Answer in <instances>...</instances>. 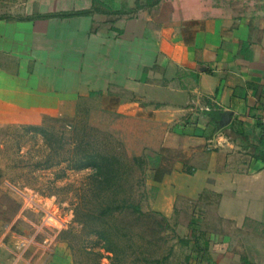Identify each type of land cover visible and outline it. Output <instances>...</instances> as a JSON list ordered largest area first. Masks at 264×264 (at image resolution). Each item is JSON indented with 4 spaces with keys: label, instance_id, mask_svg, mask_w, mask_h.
Here are the masks:
<instances>
[{
    "label": "crops",
    "instance_id": "crops-1",
    "mask_svg": "<svg viewBox=\"0 0 264 264\" xmlns=\"http://www.w3.org/2000/svg\"><path fill=\"white\" fill-rule=\"evenodd\" d=\"M213 3L194 2L208 10L160 26L153 12L109 14L94 0H0V126L72 118L102 96L127 153L153 159L150 209L171 220L182 201L218 218L221 229L188 242L185 264H264V0L258 10L247 0ZM15 231L0 221V264H42L55 253Z\"/></svg>",
    "mask_w": 264,
    "mask_h": 264
},
{
    "label": "rangeland",
    "instance_id": "rangeland-1",
    "mask_svg": "<svg viewBox=\"0 0 264 264\" xmlns=\"http://www.w3.org/2000/svg\"><path fill=\"white\" fill-rule=\"evenodd\" d=\"M102 1L104 2H96V9L109 14L124 9L127 14H135L131 12L136 8L135 3L128 9L121 6L126 0ZM198 1L214 4L213 0H159L155 6L148 8L145 0H139V10H147L150 14L153 12L155 21L160 26H165L172 24L170 20L173 17L179 18L190 13L195 15L208 10L193 6ZM248 1L254 2L255 6L252 7L255 10L261 9L259 6L263 4V0ZM221 9L236 13L242 8L228 6ZM113 109V104H108L102 96H97L79 103L77 114L72 118L42 120L37 126L58 136L59 144L55 143L54 147H63L58 155L51 152L41 135L25 129L33 125L0 126V221L14 222L15 233L21 237L41 243L47 240L45 245H51L55 253L42 264H97V258L92 252L103 253L94 245L93 237L82 236L83 226L78 221L81 214L96 210L97 205L87 193L89 177L93 171L69 170L68 162L48 169L43 166L48 157L51 161L47 162L55 164L57 158L70 156L66 151L71 150L79 140L90 142L91 150L117 156L128 163L133 169L130 178L133 200L140 203L142 211H153L148 202L152 190L147 189L145 184L148 165L153 163V159H148L149 155L134 156L127 153L115 127L118 114ZM160 156L165 162L169 160V152H163ZM136 157H140L144 163L135 164L133 158ZM184 203L181 201L177 204L173 219H167L174 232L169 234L165 243L166 249L173 246L167 264H185V257L190 253L188 242L199 243L204 239L201 234H209V231L215 232L222 228L212 208H205L197 203ZM146 248L144 246L141 250H148ZM203 252L205 255L204 250ZM217 252L222 253V250ZM209 258V253H206L203 261H208ZM34 261L32 258V262ZM100 264H108V260L102 258Z\"/></svg>",
    "mask_w": 264,
    "mask_h": 264
},
{
    "label": "trees",
    "instance_id": "trees-1",
    "mask_svg": "<svg viewBox=\"0 0 264 264\" xmlns=\"http://www.w3.org/2000/svg\"><path fill=\"white\" fill-rule=\"evenodd\" d=\"M94 1L100 3L98 0ZM145 1L148 8L159 3V0ZM135 6L136 8L131 12L141 9L139 0L135 1ZM92 11L96 9L77 12L73 15L89 14ZM124 13L113 12L117 15ZM48 119L52 118H44L43 122ZM25 129L41 135L55 155L63 150V147H54L55 143L59 144L56 133L41 126H27ZM258 144L261 148L259 159L264 162L262 136L258 139ZM90 146V142L79 140L74 143L71 150L66 151L70 153V156L57 158L55 164L47 162V160L51 161L48 157L43 166L48 169L59 163L68 162L69 170L91 169L93 171L89 177L87 193L97 205L96 210L81 214L78 221L83 226L82 236L93 237L94 245L103 251V253L92 252L97 258V264H100L102 258H106L108 264H167L172 255L173 246L166 249L165 243L169 234H174L169 221L158 212L142 211L140 203L133 200L130 184L133 169L128 163L117 156L91 150ZM133 162L143 164L144 160L136 157L133 158ZM163 170L158 168L159 173L165 172ZM144 246L148 250L142 251Z\"/></svg>",
    "mask_w": 264,
    "mask_h": 264
},
{
    "label": "built area",
    "instance_id": "built-area-1",
    "mask_svg": "<svg viewBox=\"0 0 264 264\" xmlns=\"http://www.w3.org/2000/svg\"><path fill=\"white\" fill-rule=\"evenodd\" d=\"M261 136L264 139V115L262 117L261 120ZM28 244V241H25L24 243L20 244V252H19V256H22V254H24V252L26 251V245ZM23 249V251H22Z\"/></svg>",
    "mask_w": 264,
    "mask_h": 264
}]
</instances>
